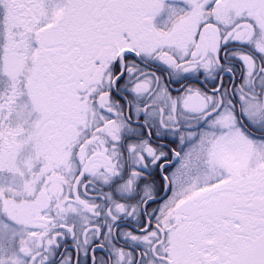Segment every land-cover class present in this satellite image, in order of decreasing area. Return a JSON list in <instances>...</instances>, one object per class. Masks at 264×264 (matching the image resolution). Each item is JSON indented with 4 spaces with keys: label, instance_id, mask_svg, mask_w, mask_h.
<instances>
[{
    "label": "snow or ice",
    "instance_id": "6c2138e0",
    "mask_svg": "<svg viewBox=\"0 0 264 264\" xmlns=\"http://www.w3.org/2000/svg\"><path fill=\"white\" fill-rule=\"evenodd\" d=\"M0 264H264V0H0Z\"/></svg>",
    "mask_w": 264,
    "mask_h": 264
}]
</instances>
